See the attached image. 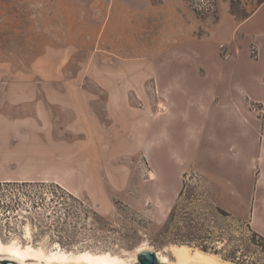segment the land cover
Masks as SVG:
<instances>
[{"label":"rangeland","instance_id":"374dc122","mask_svg":"<svg viewBox=\"0 0 264 264\" xmlns=\"http://www.w3.org/2000/svg\"><path fill=\"white\" fill-rule=\"evenodd\" d=\"M258 1L210 0L213 7L200 12L185 0L186 18L201 35L219 22L224 9L233 11L237 22ZM105 16L106 0H0V120H68L69 130L64 157L55 164L50 159L32 164L14 157L11 147L2 149L4 155L0 149V177L51 178L0 179V237L45 252H108L129 264L137 261L140 247L150 246L157 258L174 262L172 245L177 244L165 242L161 227L178 194L157 187L153 156L139 149L140 139L115 131L113 142L102 140L103 133L92 151L72 147L77 141L72 120H101L104 127L107 120L148 117L158 95L153 77L139 74L151 72L153 53L170 49L152 43L106 44ZM219 51L225 55L226 46ZM252 108L263 117L260 107ZM186 172L183 210L197 213L219 205L234 218L248 219V208L224 181L199 169ZM94 211L100 218H94ZM212 224L221 222L214 218ZM231 224L230 233L238 235L240 223Z\"/></svg>","mask_w":264,"mask_h":264},{"label":"crops","instance_id":"0c3cea01","mask_svg":"<svg viewBox=\"0 0 264 264\" xmlns=\"http://www.w3.org/2000/svg\"><path fill=\"white\" fill-rule=\"evenodd\" d=\"M186 12L185 0H106V44L152 43L170 49L153 53L151 72L139 74L153 77L158 95L149 116L107 120L104 127L101 120H72L77 140L72 147L76 152L92 151L103 133L102 140L113 142L115 131L140 139L139 149L153 156L157 187H171L175 196L182 174L188 168L199 169L225 182L248 208L252 229L264 236V134L262 113L252 108L260 107L264 114V1L242 21L236 22L224 9L219 22L201 35L194 33L196 26ZM224 45L227 52L221 55ZM66 123L0 120V141H16L0 143L1 155L11 147L14 157L32 164L48 159L55 164L64 157Z\"/></svg>","mask_w":264,"mask_h":264},{"label":"trees","instance_id":"16d2710c","mask_svg":"<svg viewBox=\"0 0 264 264\" xmlns=\"http://www.w3.org/2000/svg\"><path fill=\"white\" fill-rule=\"evenodd\" d=\"M263 1L259 0L258 5ZM230 2L232 4V0ZM231 13L235 16L233 11ZM249 15L245 14L238 20L242 21ZM187 176V172L182 174L181 188L161 227L165 242L197 247L203 252L219 255L232 264H264V236L252 229L249 216L247 220L234 218L231 212L219 205L197 213L181 208ZM92 214L95 219L100 218L96 211ZM214 218H218L221 224L213 225ZM235 221L240 223L237 224L240 229L238 235L230 233L231 223L235 225Z\"/></svg>","mask_w":264,"mask_h":264},{"label":"bare ground","instance_id":"6f19581e","mask_svg":"<svg viewBox=\"0 0 264 264\" xmlns=\"http://www.w3.org/2000/svg\"><path fill=\"white\" fill-rule=\"evenodd\" d=\"M176 261L172 262L167 257L158 259L166 264H222L216 255L190 248L185 245H172ZM0 259L20 261L19 264H129L117 255L108 252L92 253L81 251L68 253L63 250L45 252L42 248L31 245L20 246L15 242H4L0 237ZM227 262V261H226ZM229 264H232L229 262Z\"/></svg>","mask_w":264,"mask_h":264},{"label":"water","instance_id":"95a60500","mask_svg":"<svg viewBox=\"0 0 264 264\" xmlns=\"http://www.w3.org/2000/svg\"><path fill=\"white\" fill-rule=\"evenodd\" d=\"M137 261L130 264H166L161 262L152 247L142 246L137 250L136 253ZM20 261L12 259H0V264H19Z\"/></svg>","mask_w":264,"mask_h":264},{"label":"built area","instance_id":"2783aa9c","mask_svg":"<svg viewBox=\"0 0 264 264\" xmlns=\"http://www.w3.org/2000/svg\"><path fill=\"white\" fill-rule=\"evenodd\" d=\"M190 3L193 9H195L196 11H200V12L208 11L213 7L210 0H190ZM257 111H261V110L258 109ZM263 120H264V115H263Z\"/></svg>","mask_w":264,"mask_h":264}]
</instances>
